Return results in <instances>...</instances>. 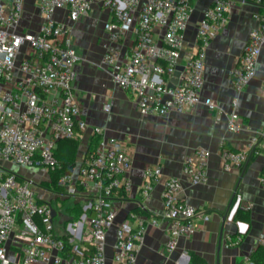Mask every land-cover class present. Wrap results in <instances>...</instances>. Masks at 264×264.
Segmentation results:
<instances>
[{
	"label": "built area",
	"instance_id": "2783aa9c",
	"mask_svg": "<svg viewBox=\"0 0 264 264\" xmlns=\"http://www.w3.org/2000/svg\"><path fill=\"white\" fill-rule=\"evenodd\" d=\"M235 1L211 0L193 41L187 43L185 34L194 12L190 0H0V264H108L107 237L113 229L109 264H136L144 231H133L126 223L116 225L112 204L117 194L132 191V158L126 143L94 128L96 147L59 177L60 192L11 169H36L49 181V174L60 167L55 157L58 143L75 140L87 129L75 95L81 58L73 47V25L94 7L107 14L100 65L116 87L131 95L140 115L166 118L204 104L210 112L225 115L227 130L239 134L245 127L236 112L237 97L226 113L201 95L207 49ZM239 1L254 4L257 27L229 71L236 95L254 79L264 47V0ZM178 67L182 71L177 83L169 86ZM110 108L107 101L104 111ZM259 156L263 168L258 182L264 189V131H252L239 150L222 143L221 170L241 169ZM209 157L206 149H195L185 157L181 177L165 176L159 166L143 170L144 199L154 185L162 187L166 253L198 231L202 215L182 200V181L206 185ZM70 198L83 199L82 209L88 214L75 222L56 223L58 211L52 202ZM250 208L242 206L244 211ZM258 246L264 248V232Z\"/></svg>",
	"mask_w": 264,
	"mask_h": 264
},
{
	"label": "crops",
	"instance_id": "0c3cea01",
	"mask_svg": "<svg viewBox=\"0 0 264 264\" xmlns=\"http://www.w3.org/2000/svg\"><path fill=\"white\" fill-rule=\"evenodd\" d=\"M210 2L195 0L185 34L187 43L193 41L197 23ZM256 13L253 3L234 2L222 30L207 49L204 66L202 97L213 100L229 113L236 96V112L245 127L239 134L227 130L225 115L210 112L204 104L166 118L140 115L131 95L116 87L108 71L100 65L107 14L94 7L89 16L73 25V47L81 58L76 66L75 95L87 123V129L75 140L82 149V158L97 140L94 128L102 129L107 137L121 140L130 148L132 191L117 194L112 204L116 225L126 223L133 231L139 228L144 231L136 264H252L250 257L258 249V239L264 232V189L258 182L263 159L253 157L241 169L223 172L219 150L222 143L231 149H242L252 131H264V47L255 77L243 92L236 95L229 78L250 31L257 27ZM107 101L111 102L109 112L104 111ZM197 148L210 153L208 183L190 186L183 180L182 200L197 208L202 217L198 231L189 239L182 238L176 250L169 254L164 250L168 227L161 218L162 187L154 185L149 197L144 199L143 170L159 166L165 176L181 177L185 157ZM46 178L43 177L44 182ZM75 204L83 206L84 200L78 199ZM244 204L251 205L250 210L244 211ZM113 237L114 229L107 237L108 264Z\"/></svg>",
	"mask_w": 264,
	"mask_h": 264
},
{
	"label": "trees",
	"instance_id": "16d2710c",
	"mask_svg": "<svg viewBox=\"0 0 264 264\" xmlns=\"http://www.w3.org/2000/svg\"><path fill=\"white\" fill-rule=\"evenodd\" d=\"M96 144L97 140H94L91 143L86 155L96 147ZM78 148L79 143L77 140L62 141L58 143L55 151V157L58 160L60 167L56 171L49 174V181L41 184L44 188L57 192L62 191V189L57 186V180L62 174L78 166L74 161ZM78 206L79 204H77L76 207L78 208ZM80 214L81 213H79V215ZM250 261L252 264H264V248L258 247L256 252L250 257Z\"/></svg>",
	"mask_w": 264,
	"mask_h": 264
},
{
	"label": "rangeland",
	"instance_id": "374dc122",
	"mask_svg": "<svg viewBox=\"0 0 264 264\" xmlns=\"http://www.w3.org/2000/svg\"><path fill=\"white\" fill-rule=\"evenodd\" d=\"M190 1L192 5L195 2V0H190ZM96 25L98 26L99 24L97 23ZM82 153H83L82 149L78 148V151L76 152L75 160H74L77 165H79V163L81 162ZM11 169L20 176L32 178L36 182L41 181L40 183H44V180H42L43 179L42 174L36 169L22 168L19 166H12ZM34 189L37 192L40 191V189L37 187H35ZM52 205L58 211L57 217L55 218L56 223L58 224L65 222V221L75 222V221H78L82 215L88 214L85 211H83L82 205L79 204L77 208L76 207L77 204H75V201L72 198L64 200L62 202L53 201ZM79 213L81 214L79 215Z\"/></svg>",
	"mask_w": 264,
	"mask_h": 264
},
{
	"label": "water",
	"instance_id": "95a60500",
	"mask_svg": "<svg viewBox=\"0 0 264 264\" xmlns=\"http://www.w3.org/2000/svg\"><path fill=\"white\" fill-rule=\"evenodd\" d=\"M180 71H182V67H178L176 72L174 73L173 78L171 79V83L169 84V86H171L172 84H176L178 77L180 75ZM56 216V211L54 209L51 210V217L54 218ZM223 222H225V218L223 219Z\"/></svg>",
	"mask_w": 264,
	"mask_h": 264
}]
</instances>
